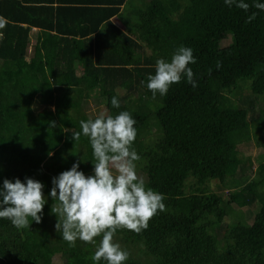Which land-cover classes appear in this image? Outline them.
Segmentation results:
<instances>
[{
  "label": "trees",
  "instance_id": "obj_1",
  "mask_svg": "<svg viewBox=\"0 0 264 264\" xmlns=\"http://www.w3.org/2000/svg\"><path fill=\"white\" fill-rule=\"evenodd\" d=\"M55 1L0 0V184L32 178L47 195L75 162L92 174L88 138L72 139L80 121L99 115L92 100L95 111L134 118L136 170L163 194L164 210L146 228L117 229L124 264H264V160L253 171L240 149L254 130L264 151V108L256 106L264 102V11L253 6L264 0H244L247 11L224 0ZM55 17L79 25H55ZM32 28L48 42L29 59ZM180 46L193 50L196 87L182 77L153 98L148 76ZM53 203L26 228L0 218V264H92L101 236L65 241ZM254 204L251 222L233 208Z\"/></svg>",
  "mask_w": 264,
  "mask_h": 264
},
{
  "label": "clouds",
  "instance_id": "obj_2",
  "mask_svg": "<svg viewBox=\"0 0 264 264\" xmlns=\"http://www.w3.org/2000/svg\"><path fill=\"white\" fill-rule=\"evenodd\" d=\"M228 7L235 5L247 11L244 0H224ZM254 7L264 11V2H254ZM251 19V17H250ZM196 58L190 47L180 46L171 60L158 59L155 74L148 76L147 88L153 98L164 96L171 85L184 77L196 87L189 64ZM114 108L120 103L111 100ZM53 126H54V122ZM135 120L128 111L115 116L99 114L95 119L80 121L81 132L72 133L74 141L83 134L89 140L94 165L93 172L85 175L79 170L80 161L72 164L52 178L50 192L45 195L44 185L32 178L4 179L0 184V218H6L17 229L39 223L49 197L54 201L51 212L57 216L55 230L70 243L79 239L94 242L101 236L92 255V264H124L128 252L114 241L118 228L135 232L147 227L150 217L164 210L163 194L145 186L136 174L135 161L139 159L131 144L136 136ZM81 161L82 158H81Z\"/></svg>",
  "mask_w": 264,
  "mask_h": 264
},
{
  "label": "rangeland",
  "instance_id": "obj_3",
  "mask_svg": "<svg viewBox=\"0 0 264 264\" xmlns=\"http://www.w3.org/2000/svg\"><path fill=\"white\" fill-rule=\"evenodd\" d=\"M229 41H226L225 44H228ZM249 93V91L247 89L244 90V93L242 94L244 97L247 96ZM90 102L92 103L91 108H92V112L95 114H101L104 113L105 110L104 108H100L99 111H95L97 108V105L94 104L92 102V100H90ZM258 107V109L264 108V102L262 99L258 98V105H256ZM35 107V106H34ZM257 132L256 131H252V135H254V138L249 141L247 144H244L241 146V150L247 155L251 157L252 160V166H253V171L256 169V167H258V164L261 160H264V151L261 149V145L256 142L255 136H256ZM251 171V170H250ZM136 174L138 176V178L142 179L143 181L144 176L140 173V171L136 170ZM145 183V182H144ZM228 193L227 191L225 192V194ZM234 210L237 211V213L246 221V222H251L254 218V216L256 215V213L259 211V206L257 205H253L250 208H238L236 205L233 206ZM231 218H227L226 222H230ZM133 252L135 254H138L137 250L135 248H133Z\"/></svg>",
  "mask_w": 264,
  "mask_h": 264
},
{
  "label": "crops",
  "instance_id": "obj_4",
  "mask_svg": "<svg viewBox=\"0 0 264 264\" xmlns=\"http://www.w3.org/2000/svg\"><path fill=\"white\" fill-rule=\"evenodd\" d=\"M89 1H92V0H63V2H65V4H68V5H72V4L78 5L80 3H85V2H89ZM55 2H58V1L56 0ZM142 2H143V0H140L139 4H143ZM123 10L124 9H122V11ZM61 19H59V18L56 19V17H55V18H53L52 22H54L55 25H57V24L64 25V26L67 25L69 27H71L73 25H75V26L79 25L78 21H76L74 19L73 20H70V19L69 20H61ZM60 20H61V22H59ZM112 23L115 27H117L121 30H124V24L121 22V20L118 17H114L112 19ZM29 38H30V47H29V52H28L27 58L31 59L34 56L33 51L35 50L36 47H39L41 49L40 55L43 56L45 54L43 47L46 44V42H48L47 38H45L44 31H42L41 29H38V28H32ZM100 38L101 37H95V36H93L91 38L93 46L96 47L97 45H100V41H101ZM76 65H77V74L79 75L81 72V70L79 68L80 66L78 65V63Z\"/></svg>",
  "mask_w": 264,
  "mask_h": 264
}]
</instances>
